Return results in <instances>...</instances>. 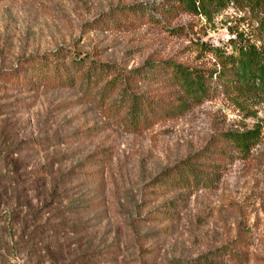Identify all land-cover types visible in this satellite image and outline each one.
Instances as JSON below:
<instances>
[{"label": "rangeland", "instance_id": "obj_1", "mask_svg": "<svg viewBox=\"0 0 264 264\" xmlns=\"http://www.w3.org/2000/svg\"><path fill=\"white\" fill-rule=\"evenodd\" d=\"M169 1L0 0V72L24 76L0 78V264H264V90L214 80L209 100L136 128L123 104L170 89L150 71L159 62L211 67L199 43L264 51V18L243 0L209 18L179 12L158 24L145 10L127 30L109 20L131 5L157 16ZM54 51L118 78L28 84L31 60ZM256 126L248 153L209 150L218 133Z\"/></svg>", "mask_w": 264, "mask_h": 264}, {"label": "trees", "instance_id": "obj_2", "mask_svg": "<svg viewBox=\"0 0 264 264\" xmlns=\"http://www.w3.org/2000/svg\"><path fill=\"white\" fill-rule=\"evenodd\" d=\"M240 1L243 0H171L166 5L154 9L158 12L157 16L151 13L153 10L148 7L145 9L141 5H131L118 7L116 13L110 16L109 20L115 27L127 30L142 23L145 10L148 12L147 19L154 23L163 24L164 20L179 12L204 15L209 18L214 12L226 8L230 3L238 4ZM244 1L252 9L259 11L264 18V0ZM99 22L101 26L106 24L104 21ZM164 27L171 34H185L181 27ZM197 45L201 49L214 54L215 60L211 67L187 66L171 60H164L154 65L150 71L153 72L154 77L159 78L158 76H162L166 79L165 82L170 85L168 91L156 93L150 98H144L137 94L124 97V108H127L129 112L128 123L132 127L136 128L141 124L146 125L148 122L162 116L170 117L172 113L186 109L190 105L197 106L209 100L214 80H218L223 87L231 88L242 94L253 90H264V51L262 49L254 44H234V51L226 53L223 49L210 46L207 43H199ZM63 57L64 55L61 52L55 51L39 57L38 62L48 66L44 71L37 68L38 62L35 64V61L31 60L30 65L34 66L36 81L35 79H30L32 78L30 76L27 79V83L34 84L41 81L61 86L71 84L75 74L83 80L90 81L94 78V81L99 82L104 79V76L115 73L111 71L109 65H102L94 60H88L87 57H81V55L73 56L69 63H64L65 60H57V58L62 59ZM32 63L34 64L32 65ZM70 73H73V76H70ZM6 75V73L0 72L1 79H4ZM125 76L129 79H137L140 74L132 70L128 71ZM6 77L12 80H24L22 70L18 68ZM116 78H118V75L114 74L113 79L108 81V84L114 82ZM260 139L261 129L258 126L251 129L227 130L218 133L212 139L209 150L217 156H225L229 150L244 154L256 146ZM193 172L191 165L187 164L188 175L193 180L198 181L200 177L194 176ZM195 264H211V262L208 259H202L196 261Z\"/></svg>", "mask_w": 264, "mask_h": 264}]
</instances>
